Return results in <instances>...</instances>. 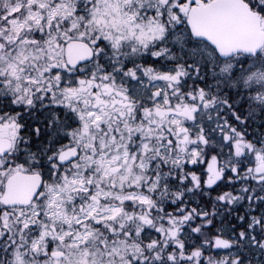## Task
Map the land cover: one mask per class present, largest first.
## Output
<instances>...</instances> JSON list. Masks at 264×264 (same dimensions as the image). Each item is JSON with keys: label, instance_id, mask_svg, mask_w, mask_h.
Masks as SVG:
<instances>
[{"label": "snow or ice", "instance_id": "1", "mask_svg": "<svg viewBox=\"0 0 264 264\" xmlns=\"http://www.w3.org/2000/svg\"><path fill=\"white\" fill-rule=\"evenodd\" d=\"M0 264H264V0H0Z\"/></svg>", "mask_w": 264, "mask_h": 264}]
</instances>
